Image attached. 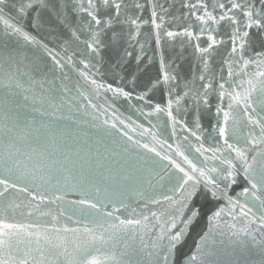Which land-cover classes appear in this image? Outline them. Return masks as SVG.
<instances>
[{"label": "snow or ice", "instance_id": "1", "mask_svg": "<svg viewBox=\"0 0 264 264\" xmlns=\"http://www.w3.org/2000/svg\"><path fill=\"white\" fill-rule=\"evenodd\" d=\"M26 25L70 33L63 47L67 52L75 43L85 57L79 61L84 70L77 69L72 55H53L63 79L67 64L91 87V96L111 93L113 101L122 97L146 118L167 116L178 139L169 143L133 120L142 129L138 135L151 140L146 143L105 120L107 135L114 129L130 142L122 151L81 140L88 136L82 129L68 132L57 123L69 119L61 108L72 90L67 85L57 89L15 51L0 52V264H215L209 257L217 236L242 246L236 264H264V0H180L179 7L176 0H0V35L52 55ZM152 40L160 51L159 75L138 90L142 63L153 62L145 52ZM177 44L181 56L191 49L194 60L191 79L183 82L180 65L174 67L163 53L165 45ZM105 49L114 54L119 80L126 78L120 72L129 60H135L136 71L127 79L131 90L94 79ZM155 90L163 92L164 102L151 98ZM76 92L96 107L79 82ZM210 98H215L214 111ZM189 100L195 101L191 123L174 114L187 112ZM202 107L208 111L202 113ZM205 114L215 117L207 146L201 125ZM114 119L133 131L123 114ZM71 124L80 128L76 120ZM131 149L158 158L152 163L161 171L153 168L155 176L144 182L155 188L156 177L157 183L167 179L163 194L147 196L148 203L160 206L157 210L147 204L146 211L129 210L124 200L109 210L114 190L142 180L126 158ZM241 178L245 186L231 195ZM69 192L80 199L67 201ZM211 202L219 206L206 215L207 231L191 254L181 255ZM122 210L126 215L119 214Z\"/></svg>", "mask_w": 264, "mask_h": 264}, {"label": "water", "instance_id": "2", "mask_svg": "<svg viewBox=\"0 0 264 264\" xmlns=\"http://www.w3.org/2000/svg\"><path fill=\"white\" fill-rule=\"evenodd\" d=\"M180 0H176V6L179 7ZM75 19H73V23ZM25 30L28 31L31 35L35 36L41 44L47 45L49 49L52 50V55H49L44 48L39 46H33L27 44L23 39L17 40L16 37H8L0 35V52L6 56L9 52L15 51L18 59L23 60L24 64L29 65L31 68H39L41 70V75H46L47 79L54 84L57 89L63 88V85H67L72 91L68 96H65L64 106L61 108V114L68 116V120H60L57 123L60 128L68 132H79L81 129L83 132L88 134L87 137L81 136V140L87 138L90 141H100L103 144L108 145L110 148H115L117 151H122L123 144L127 141L126 136H123L120 132H116L114 129H110L112 135L109 136L104 131L105 120H108L110 123H117V126L120 127L123 132H128L129 135H132L134 139L143 140V142L151 143V140L145 136L140 137L138 132L142 129H136L135 125L132 124V121H136L137 124L142 125L144 128L151 129L158 134V138L164 137L168 140L169 143H175L177 138H174L172 135V129L169 126V121L167 116L162 115L158 120L157 117H145L140 115L135 108L130 107L128 102L122 97L113 101L111 93H101L99 98L91 96V87L88 86L82 78L78 76L77 71H73L72 67L65 64L64 72H67L68 78L63 79V73L59 68L56 67L52 56L55 55L57 59L60 56H73V63L76 65L77 69L84 70L83 65L79 63L81 59H84L80 52L77 50V46L73 43L68 47V51L65 52L64 44L70 36V33L59 29L56 32H50L48 29L37 30L32 28L30 25L25 26ZM146 31H151L148 26H145ZM142 41L146 40V37L140 38ZM83 48V45L79 46ZM122 47H127L126 44L122 43ZM130 51L132 49H129ZM138 51V46H137ZM191 49H186L181 56L180 46L177 44L175 47H168L167 45L163 48V53L166 60L174 61L173 66L176 64L180 65V76L183 78V81L191 79L192 75V66L194 60L191 56ZM145 52L147 56L153 57V62L151 64L147 63V60L142 63L141 68L143 69L138 73V82L140 87L138 90L143 89L144 85L148 84L151 80H154L159 75V57L160 51L156 49L154 40L151 43L145 44ZM105 62L100 68V72L94 77L98 82H103L106 84H112L113 86H124L127 90H131V85L127 83V79L130 78V74L136 71V63L134 59H130L129 63L125 66L124 71L120 72V75H124L126 78L124 80H119L117 72L119 69L114 70L112 64L115 62V57L112 51L105 49L104 50ZM215 70H219V67L216 66ZM63 80V83H62ZM79 84L82 87V90L90 94L91 103L96 105L95 108L90 107L89 100L84 99L76 92V85ZM199 83V82H197ZM51 86V85H50ZM178 91H182L178 89ZM62 95V93H60ZM75 97V98H73ZM151 98L158 102H164L165 97L161 90H155L151 94ZM213 100V111L215 98H210ZM140 103V102H135ZM83 105V107H81ZM111 105V107H109ZM195 101L189 100L187 107L188 111H181L179 113H174L179 119L187 123H191L194 112ZM145 110H148V106H143ZM108 108V111L105 112L104 109ZM85 111L90 115H84ZM202 113H206L208 110L201 108ZM117 114H123V117L126 119V123L129 124V127L133 131L129 132L127 128H124L123 125L119 124V121L114 119ZM92 115L97 117L96 120H92ZM130 118V119H127ZM71 120H76L80 128L77 129L75 124H71ZM215 122L214 115H202L201 125L203 130L202 139L205 140V145H208V137L211 133V124ZM153 125H156L153 128ZM101 137L103 140L101 141ZM194 140V138H192ZM70 143L72 141H69ZM186 143V142H185ZM167 145H165V148ZM158 150L163 151L157 146ZM141 156L151 157L149 160L142 159ZM126 158L135 165L133 169L135 176L141 177L140 182H129L127 188H120L118 191L114 190L112 194V200L109 201V210H111L112 203H119L120 200H124L125 204L131 208H137L138 211H146L144 205H148V209L157 210L160 206H154L147 201V196H160L166 191V188L161 187L167 183V179L164 181H157L159 177H156V180H153L155 188L150 187L146 182V179L150 176H155V172L152 171L155 168L156 171H161L159 167L152 163V160H158V158L153 157L151 153H145L143 150H140V153L137 154L135 149H131L130 152L126 155ZM173 158L179 160L178 157ZM160 165L166 164V161H158ZM182 162V161H181ZM212 163V161H209ZM170 167V166H169ZM138 170V171H137ZM245 186L241 178V183L234 188L230 193L235 196L236 192L242 190ZM120 192L123 195H120ZM95 190L93 189L92 194L94 195ZM143 193V195H141ZM67 201L78 200L80 195L77 192H69L68 196L65 198ZM219 206V202H211L207 204L204 208L205 216L201 218L198 224L191 230L189 236L186 238V241L182 248L180 249L181 255H189L195 250V244L199 240V236L207 231V222L206 215L210 214L211 211H214L215 208ZM120 215H126L124 210L119 213ZM239 227V225H238ZM223 239L224 243L221 244L220 240ZM139 242H137L138 244ZM242 246H239L227 239V237H216L215 251L211 257L210 261L215 262V264H236L238 258L241 257Z\"/></svg>", "mask_w": 264, "mask_h": 264}]
</instances>
